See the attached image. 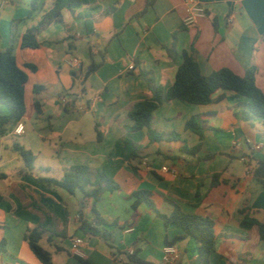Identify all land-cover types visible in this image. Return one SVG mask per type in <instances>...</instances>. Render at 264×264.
I'll list each match as a JSON object with an SVG mask.
<instances>
[{"label":"crops","instance_id":"crops-1","mask_svg":"<svg viewBox=\"0 0 264 264\" xmlns=\"http://www.w3.org/2000/svg\"><path fill=\"white\" fill-rule=\"evenodd\" d=\"M149 1L82 0L73 11H62V24L52 23L40 32L39 49H21L19 38L15 42L18 64L37 67L36 71L25 69L27 109L32 107L38 118L53 120L87 106L82 113L93 115L102 134V140H96L91 148L63 142L61 154L69 151L72 157L68 160L85 162L91 170L103 171L115 182H122L94 202L92 198H77L76 191L69 194L45 187L36 179L30 181L24 170L16 169L21 179L11 189L12 210L32 211L19 227L17 255L24 254L26 264H41L24 239L28 228L43 229L40 242L45 239L48 248L41 246L51 254L53 264H80L71 249L75 238L82 239L83 258L90 264H130L126 256L129 248L143 261L165 264L162 250L167 244L178 250L177 264H202L193 237H183L182 229L174 224L165 225L145 203L133 209L137 190L151 191L162 215L170 214L174 202L186 213L214 220L216 243L209 264H264V241L258 227H241L245 217L242 209L264 224V184L252 174L257 163L264 162V117L247 118L249 100L219 91L215 97L223 94L221 101L203 106L177 99L164 101L151 121V129L160 139H150L147 129H129L133 105L151 96L139 70L150 72L156 85L167 90L185 51L194 53L203 75L229 68L242 76L248 68L256 67V83L264 91V0H197L205 16L192 26L183 24L187 0ZM0 2L5 3L0 11L2 51L9 43L11 22L27 17L30 0ZM52 2L44 0L43 9L34 18L16 25L15 35L36 26ZM168 49H173L172 55ZM71 60L80 66L72 68L67 63ZM131 65L135 67L130 69ZM93 66L95 70L86 76ZM60 86L68 97L58 90ZM63 97L68 104L61 103ZM194 116L204 122L201 141L185 126ZM25 119L26 114L24 123ZM172 134L178 137L171 138ZM126 139L133 142L138 159L126 160ZM250 142L263 148L254 150ZM198 144L195 153L182 151ZM213 174H220L214 187ZM2 178H6L3 173ZM19 197H23L22 205L15 203ZM94 209L108 225L96 221ZM54 218L57 228H52ZM128 227L134 231L125 232ZM66 239L68 245L61 241ZM7 252L1 255L0 264L23 262L12 251Z\"/></svg>","mask_w":264,"mask_h":264},{"label":"trees","instance_id":"trees-1","mask_svg":"<svg viewBox=\"0 0 264 264\" xmlns=\"http://www.w3.org/2000/svg\"><path fill=\"white\" fill-rule=\"evenodd\" d=\"M154 0H150L151 4ZM82 4V0H53L51 6L44 10L39 23L28 28L20 36L15 35L14 28L16 25L25 23L32 19L44 7V0H30V12L24 19H16L11 22L10 39L7 47L0 51V138L9 135L19 121L26 114V84L28 82V73L25 69L36 71L37 67L33 64L26 63L23 68L18 64L14 54L15 42L19 38V46L21 49L36 50L40 47L38 35L40 32L52 23L62 24V11L64 9L73 11V8ZM143 8L142 12L145 11ZM173 49H168V53L172 55ZM135 66H133L134 68ZM96 66L86 71V76L95 70ZM138 74L143 77L151 91L148 99L135 103L129 112V118L133 125L129 127L131 131L148 130L149 138L158 140L161 138L151 129V121L153 112L164 102L171 100H181L193 105H208L219 102L223 99V94L232 92L236 98L249 100L247 106L250 114L247 118L264 117V91L256 83L257 68L250 67L245 74L240 76L229 68H221L211 72L209 75H203L200 67L195 59L194 53L185 51L183 53V62L178 67L175 74L173 84L164 90L162 86L156 85L152 74L145 70H139ZM37 89V87H36ZM222 91L223 94L215 97V94ZM35 108L39 111V104L35 102ZM199 116L189 119L185 126L186 129L192 131L199 136L200 141L204 138V125ZM96 140H102V134L95 125ZM171 138H177L178 134H172ZM126 151V160L138 159L137 150L134 148L131 140H124ZM200 148V144L192 149L184 147L182 151L195 153ZM16 151L24 163L26 174H30L33 170L34 155L31 151L25 150L18 144L14 145ZM254 177L264 184V162H258L252 171ZM220 174L212 175V187L218 183ZM36 181L45 187L60 188L69 194H74L79 190L82 192L84 199L92 198L94 202L98 201L100 195L104 191H113L118 188L116 182L111 179L105 172L100 170H91L85 165H74L67 168L64 175L60 179L49 177H36ZM135 201L132 205L136 209L139 204L145 203L152 209L163 221L165 225L174 224L183 231V237H193L198 243V253L202 264H209L210 255L214 251L216 243V234L214 230V220L209 217H203L197 214H189L182 208L172 203V210L169 215H162L158 209V203L154 194L148 190H137L133 193ZM0 192V203L3 201ZM96 221L102 225H108L97 213ZM245 214L241 222V227L251 229L258 227L260 239L264 241V224L256 219L247 216V209H242ZM44 231L42 228H28L24 239L34 256L41 264H53L51 254L46 251L40 244ZM102 236L107 239V235L103 232ZM8 253L6 250V242L3 239L0 242V257L2 254ZM80 264H90L83 257L75 256ZM130 264H152L141 260L136 254L129 256ZM20 264H26L19 262Z\"/></svg>","mask_w":264,"mask_h":264},{"label":"rangeland","instance_id":"rangeland-1","mask_svg":"<svg viewBox=\"0 0 264 264\" xmlns=\"http://www.w3.org/2000/svg\"><path fill=\"white\" fill-rule=\"evenodd\" d=\"M58 90L68 97L66 90L61 86ZM30 94L31 91H28V98ZM48 96L50 95L48 94ZM0 109H2L1 105ZM71 120L72 123L69 124V126L68 122ZM25 125L26 131L24 135L17 136L9 134L0 138V174L3 173L6 175V178L0 179V191L5 198L0 204V242L4 239L5 242L8 243L6 245V250L12 251L15 256L26 263V256L24 254L20 257L17 255L20 251L18 245L19 227L20 224H23V219L32 215V211L20 209L18 212L14 213L12 210L14 203H11L13 194L11 189H15V182L21 179V177L15 173V170H25L22 158L14 151V145L18 144L23 149L31 151L34 155L33 170L28 174V179L30 181L32 178L35 179L36 177L60 179L64 175L65 170L70 166L85 165V162L84 164L83 162L78 164L75 162L77 160H68L72 157L69 151L68 153L61 154L63 142H78L83 144L86 148H91L93 143L95 144L96 142V134L93 115L89 112H75L72 114L62 113L59 118L56 117L53 120H45L44 118H38L36 111L29 106L26 110ZM67 125L69 126L68 131H66ZM116 184L122 185V182L116 181ZM30 188L26 191L28 194L32 189ZM75 194L77 198L81 199L83 197L82 192L79 190H77ZM56 198L58 199L57 196ZM23 202V197H19L15 201L17 205H22ZM61 204L64 205L63 203ZM72 215L74 214L72 213ZM53 221L52 228H57L55 224L57 219L54 218ZM61 241L65 245L69 244L68 239ZM40 245L48 248L45 239L40 242Z\"/></svg>","mask_w":264,"mask_h":264},{"label":"built area","instance_id":"built-area-1","mask_svg":"<svg viewBox=\"0 0 264 264\" xmlns=\"http://www.w3.org/2000/svg\"><path fill=\"white\" fill-rule=\"evenodd\" d=\"M5 3L0 2V11L4 8ZM205 16V9L204 7L197 1V0H187L186 6H185V15L183 19V24L185 26H192L195 24L196 20L200 17ZM72 68H76L80 66V63L77 60H71L67 62ZM130 69H133V65L129 66ZM62 104H68V101L66 98H61ZM79 111L84 112L87 110V106L81 105L78 108ZM25 131V123L21 120L18 122L14 130L12 131L14 135L20 136ZM254 150H260L263 148L262 144H255L251 143ZM245 160V158H243ZM146 164V163H145ZM164 171H168L167 167H163ZM134 231L133 227H128L125 232H132ZM83 241L81 238H75L72 240L71 249L72 254L77 257H84V252L80 248ZM135 254V250L133 248H129L126 252V256H132ZM119 260H121V256L118 257ZM180 255L178 250L175 248V246L171 244H167L163 250H162V261L165 264H177L179 262Z\"/></svg>","mask_w":264,"mask_h":264}]
</instances>
